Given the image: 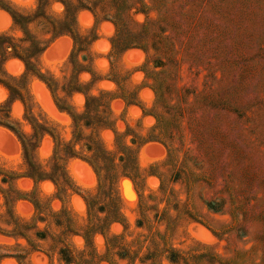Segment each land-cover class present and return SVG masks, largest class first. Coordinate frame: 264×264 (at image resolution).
Segmentation results:
<instances>
[{
	"label": "rangeland",
	"instance_id": "obj_1",
	"mask_svg": "<svg viewBox=\"0 0 264 264\" xmlns=\"http://www.w3.org/2000/svg\"><path fill=\"white\" fill-rule=\"evenodd\" d=\"M63 1L0 0V120L54 138L35 181L0 127V264H264V0Z\"/></svg>",
	"mask_w": 264,
	"mask_h": 264
},
{
	"label": "trees",
	"instance_id": "obj_2",
	"mask_svg": "<svg viewBox=\"0 0 264 264\" xmlns=\"http://www.w3.org/2000/svg\"><path fill=\"white\" fill-rule=\"evenodd\" d=\"M57 1H59L61 4H63L64 6H65V8H66V11H67V14H68V11H69V7H68V5H67V3L66 2H64L63 0H57ZM38 2H39V14H41V12L42 11H44V12H46V10L48 9V2H45V0H38ZM0 9L2 10V11H4V12H6V13H8L10 16H11V18H12V20H13V22H14V24H18V23H20V22H22L23 20H22V18L23 17H19L18 15H17V12H15L16 10H15V7H13V6H11L10 4L9 5H5V4H0ZM46 9V10H45ZM83 11H87V12H90V13H92L94 16H95V18L97 19V13H96V11L95 10H93L90 6H83L74 16L77 18L78 17V15H79V13L80 12H83ZM75 18V19H76ZM70 22V21H69ZM133 22H135V21H133ZM136 23V22H135ZM4 34H0V73L2 74V76L0 77V86H3L6 90H8L9 92H10V98H9V102H10V107L9 108H1L0 107V116H2V114H3V111H4V114L6 115V117H3V118H5L6 120H8V118L9 119H11V107H12V105H13V103H15L16 101H21L22 103H23V99H22V97L20 96L21 95V92H20V90L19 89H17V88H13V86L11 87V86H9L8 85V83L6 82V81H8L9 79L7 78V76H6V72H5V66H6V63L7 62H9L11 59H17V60H20L21 62H23L24 63V65H25V67H26V73L22 76V77H20V78H18V80L19 81H21V82H23V80L25 79V77H26V74L28 73V72H30L29 71V69H30V67H29V64H28V62L25 60V58H24V56H19V55H13L12 57H10L9 59H6V57L5 56H3V53H2V49H1V46L2 45H4V43H5V45H7L6 43V39L5 38H3L4 36H3ZM61 37H70V38H72L73 40H74V35H73V33L71 32V31H66V30H63V31H61V32H59L58 34H57V36L55 37V39H58V38H61ZM4 45V46H5ZM47 48V47H46ZM7 50H10V51H13V49L12 48H6ZM45 51L46 50H44L43 52H42V54L43 53H45ZM4 76H6V77H4ZM36 77L38 78V80H40L47 88H48V90L51 92V94L53 95V97H54V92H53V89H52V86H51V83H50V81L49 80H47L44 76H41L40 75V73H36ZM11 79H16V78H12V77H10ZM17 93H19V94H17ZM17 95H19V96H17ZM17 96V97H16ZM102 99V100H101ZM57 102V107H58V109L60 110V112H62V113H67L70 117L72 116L68 111H66V110H64L61 106H60V104H59V101H56ZM23 104H25V103H23ZM88 105L90 106V105H92L97 111H94V112H97L98 113V111L100 112V111H105V113L104 112H102L104 115H106V113L107 112H109V103H107V102H105L104 100H103V98H97V97H93V98H91V100H88ZM88 105H87V107H88ZM5 111H8V112H5ZM87 115L88 114H86V117H87ZM84 116V115H83ZM72 119L74 120V118L72 117ZM0 127H2V128H4V129H7L8 131H10L13 135H15V137L19 140V142H20V144H21V146H22V148H23V154H24V158H25V161L26 162H28V163H30L31 164V169H32V171H31V173L28 175V178H31L32 180H35L36 181V179H37V177H36V173H37V171L38 170H36V163L35 162H33V155L34 156H36L35 154H36V151L38 150V148H39V145H40V143H41V141H42V139H43V137L45 136V135H49V136H51L52 138H53V136H52V134L50 133V132H45V131H43V134H42V136H40V137H36V139H33V137H31L30 136V140H32L31 141V143H27V141L23 138V136L20 134V132H18L17 130H16V128L13 126V124H11V123H8V122H4V121H1L0 120ZM113 127L114 126H110L108 129H113ZM42 132V131H41ZM35 136H38L39 134H34ZM54 139V138H53ZM55 156V155H54ZM86 160V159H85ZM87 163H89L95 170H97V167H96V164L94 163V161H92V160H87L86 161ZM44 180H50V181H53V182H55L56 184H57V182H56V179L55 178H48V177H46V178H44L42 181H44ZM133 180V179H132ZM41 181V182H42ZM68 255V253L66 252V251H64L63 253H62V257H63V259H64V261L65 262H67V263H70V258H69V256H67ZM168 260H169V262H171L172 264H180V262L182 261L181 259L179 260V258H177V257H175V256H171L170 258H168Z\"/></svg>",
	"mask_w": 264,
	"mask_h": 264
},
{
	"label": "water",
	"instance_id": "obj_3",
	"mask_svg": "<svg viewBox=\"0 0 264 264\" xmlns=\"http://www.w3.org/2000/svg\"><path fill=\"white\" fill-rule=\"evenodd\" d=\"M3 149V148H2ZM4 150V149H3ZM193 233L196 235L197 233L195 232V230H193Z\"/></svg>",
	"mask_w": 264,
	"mask_h": 264
}]
</instances>
